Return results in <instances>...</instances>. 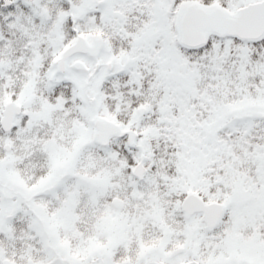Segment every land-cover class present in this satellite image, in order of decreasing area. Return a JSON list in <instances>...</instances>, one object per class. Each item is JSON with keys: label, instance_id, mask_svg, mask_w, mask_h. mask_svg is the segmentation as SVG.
<instances>
[{"label": "snow or ice", "instance_id": "snow-or-ice-1", "mask_svg": "<svg viewBox=\"0 0 264 264\" xmlns=\"http://www.w3.org/2000/svg\"><path fill=\"white\" fill-rule=\"evenodd\" d=\"M0 264H264V0H0Z\"/></svg>", "mask_w": 264, "mask_h": 264}]
</instances>
